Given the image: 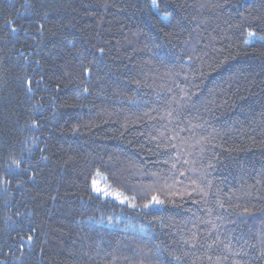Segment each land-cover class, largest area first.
<instances>
[{
  "label": "trees",
  "instance_id": "trees-1",
  "mask_svg": "<svg viewBox=\"0 0 264 264\" xmlns=\"http://www.w3.org/2000/svg\"><path fill=\"white\" fill-rule=\"evenodd\" d=\"M156 3L0 0V264H264V0Z\"/></svg>",
  "mask_w": 264,
  "mask_h": 264
},
{
  "label": "snow or ice",
  "instance_id": "snow-or-ice-1",
  "mask_svg": "<svg viewBox=\"0 0 264 264\" xmlns=\"http://www.w3.org/2000/svg\"><path fill=\"white\" fill-rule=\"evenodd\" d=\"M152 7H153V9L154 10H157V3H156V0H152ZM165 19H166V17H165ZM14 30V29H13ZM252 35H254L253 33H249V36H252ZM101 51H103V50H101ZM94 183V185H95V182H93ZM95 191L97 192V193H103V194H105V195H109L110 193H107V191L106 190H103V189H101V188H99V187H96L95 188ZM158 203H159V201H157Z\"/></svg>",
  "mask_w": 264,
  "mask_h": 264
}]
</instances>
